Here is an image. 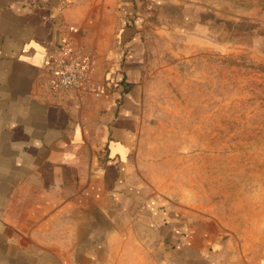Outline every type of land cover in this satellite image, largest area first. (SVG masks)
Here are the masks:
<instances>
[{"label": "rangeland", "instance_id": "obj_1", "mask_svg": "<svg viewBox=\"0 0 264 264\" xmlns=\"http://www.w3.org/2000/svg\"><path fill=\"white\" fill-rule=\"evenodd\" d=\"M84 1L104 6L119 39L110 68L108 50L95 59L73 45L92 62L95 92L129 85L139 100L131 165L154 221L152 235L136 227L137 264H175L165 246L186 248L198 232L212 252L213 227L264 264V0ZM163 216L183 223L177 238L158 235Z\"/></svg>", "mask_w": 264, "mask_h": 264}, {"label": "crops", "instance_id": "obj_2", "mask_svg": "<svg viewBox=\"0 0 264 264\" xmlns=\"http://www.w3.org/2000/svg\"><path fill=\"white\" fill-rule=\"evenodd\" d=\"M108 18L96 1L0 0V264H137L136 227L152 235L153 200L131 165L136 90L61 94L46 79L63 40L95 59L108 50L104 63L115 67L119 39ZM132 58L123 63L129 81ZM167 219L158 235L169 239L171 229L177 238L183 223ZM228 241L213 227L212 252L200 232L165 252L175 264L254 263Z\"/></svg>", "mask_w": 264, "mask_h": 264}, {"label": "built area", "instance_id": "obj_3", "mask_svg": "<svg viewBox=\"0 0 264 264\" xmlns=\"http://www.w3.org/2000/svg\"><path fill=\"white\" fill-rule=\"evenodd\" d=\"M91 65L86 54L76 51L70 41L63 40L45 62L48 86L61 94L96 93L90 81Z\"/></svg>", "mask_w": 264, "mask_h": 264}, {"label": "trees", "instance_id": "obj_4", "mask_svg": "<svg viewBox=\"0 0 264 264\" xmlns=\"http://www.w3.org/2000/svg\"><path fill=\"white\" fill-rule=\"evenodd\" d=\"M123 81V78L121 79V82ZM126 87V89L129 87V85L128 86H125Z\"/></svg>", "mask_w": 264, "mask_h": 264}]
</instances>
